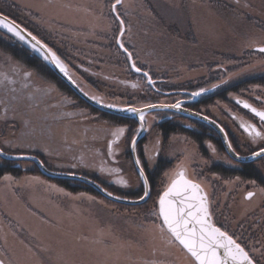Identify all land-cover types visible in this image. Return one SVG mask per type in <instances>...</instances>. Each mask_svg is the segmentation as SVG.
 <instances>
[{"label":"rangeland","instance_id":"rangeland-1","mask_svg":"<svg viewBox=\"0 0 264 264\" xmlns=\"http://www.w3.org/2000/svg\"><path fill=\"white\" fill-rule=\"evenodd\" d=\"M15 1L34 14L33 21L22 23L69 54L71 61L43 42L60 57L77 84L102 103L138 108L177 103V99L157 95L142 83L123 80L119 70L109 72L107 67L99 71L100 67L89 65L94 56L86 48L99 57L106 56L101 35L117 31L114 46L120 43L124 29L119 14L124 10L128 31L123 42H132L135 57L147 67L168 70L176 80L172 82L170 77L163 82V90L174 95L171 89L175 83L197 92L221 84L214 88L226 90V94L220 95L210 114L220 117L224 110L230 118L237 116L238 123L250 124L235 113L230 101L246 99L264 107V53L255 50L264 45V0H120L119 4L116 0ZM0 12L12 16L4 5ZM76 42L84 49H77ZM257 76L262 78L243 86L234 83L235 79ZM209 78L213 82L208 83ZM180 84L175 88L179 95L185 94L187 89ZM163 116L157 112L145 119V141L139 147L143 158L137 146L146 176L157 166L158 156L168 166L160 170L163 175L155 203L175 174L183 171L205 189L214 224L229 232L255 264H264V188L257 180L210 172L213 164L233 165L213 141L200 147L181 129L164 140L156 127ZM236 127L240 156H251L264 148L263 128L259 127L261 137L250 139ZM138 130L131 132L127 126L111 124L84 106L79 96L67 94L55 81L45 79L0 48V149L5 154L35 156L52 172L85 176L106 190L104 184L130 193L143 186L131 153ZM14 167H20L24 174L0 178V259L6 264H196L170 234L151 222L157 218L158 203L148 209L129 210L86 184L49 178L32 162L18 161ZM254 167L264 181V159ZM59 180L90 187L98 195L71 192ZM222 187L227 193L221 195V201L227 200L229 193L231 209L214 210L213 189L218 193ZM144 191L143 186L141 196ZM149 210L153 213L146 216Z\"/></svg>","mask_w":264,"mask_h":264},{"label":"flooded vegetation","instance_id":"flooded-vegetation-1","mask_svg":"<svg viewBox=\"0 0 264 264\" xmlns=\"http://www.w3.org/2000/svg\"><path fill=\"white\" fill-rule=\"evenodd\" d=\"M127 14L128 13L124 10L120 11V14H119V16H120L119 18L121 19V20L119 19V24H121V21H123V25H122V27L124 29L123 36H126V33L128 31L126 28L127 24L125 21V18L127 19V17H126ZM25 15L27 18V22H25V20L21 18ZM15 16L19 20V21H15V19H14V21L16 23H18L19 25H21L25 29H28L31 31V29L24 23H29V22L33 21V19H35L33 13H29V14L22 13V14H20L21 17L15 13ZM11 19L13 20V18H11ZM22 22H24V23H22ZM119 30H120V27H119ZM31 33L33 35H35L36 37L43 39L44 42H46L49 46H51L47 42V40H45L38 33L33 32V31H31ZM117 33H118L117 31H113V32H110L108 34L101 35V37H104L103 55H106L105 57H103V56L99 57V55L97 53L91 52L85 47L86 52H89V53H91V56L92 55L94 56V59L90 62L89 65H91V64L94 65L95 69L97 68V66L100 67L99 71L102 70V68H107V67H109V68H107V70H109V72H110V70H114V69L119 70L122 72L123 80H126L128 82L142 83V85L144 87H149L157 95H165V97H170L171 99H177L176 102H180L182 110L177 109L175 107H172V105L165 103V104H161V105H164L169 109L153 112V113H157V112L163 113L165 115V116H163L162 119L160 118V121H158V122H163L162 126H161V124L156 126L157 129H159L160 131L163 127L165 128L169 124H179V125L184 126L185 130H187L189 132L203 133V134H205V136L212 137V139L214 141L218 140L223 145V142L220 139L219 134L212 127H210L209 125H207L205 123H200L199 121L192 119L190 117L186 118L185 115H183V113H180V111H190V112L198 114V115L201 114L205 117L212 119L220 127H222L224 129V131L226 132L234 151H236V153H238L239 155H242L240 153V149L242 147L239 144V140L235 136V133L237 132V131H235V129L237 128L236 126H240L241 130H244V128L241 127L242 124L245 126H248V125L255 126L258 131L260 129L259 127L264 129V123H262L260 118L258 116H256L255 113H253L250 110V108H255L258 112H264V107L258 108L255 104L248 102L246 99L245 100H237L235 102L230 101V103H231V105H233L235 113H237V115L243 116L250 124H245V122L243 120H240L238 123L236 121L237 116L236 117L233 116L230 118L226 115L224 110H222L223 112L220 113V115H219L220 117L216 116L215 114L211 115L212 113L210 114V109L212 107H215V105H214L215 102L218 99H221L220 95L224 94V93L226 94V90L218 91L217 88H214V87L221 86V84H218L214 87L210 86L209 90L205 89L206 90V92L204 91L205 94H201V95L195 96V97L192 95V93L197 92L198 90H195L193 88H188V87H186L185 84L184 85H182L180 83L173 84L174 88L171 90L174 92V95L169 92L170 90L169 91L163 90L162 89L163 82L168 81L170 77H171L172 82L176 81V80H174L173 76L168 72V70L155 69L152 67H147L148 64H146V63L143 64L141 59H137V57H135L136 52L134 50H136V49H135L134 45L132 44V42L130 40H128L127 43L123 42V40H122L123 36L121 38L120 43L118 42V44H116L114 46L113 39L116 38ZM66 37H68V36H66ZM121 44H123V47L120 46ZM51 47H52V49H55L60 54V56H62L65 60H67V58H68L69 61H71V58H69L70 55L67 54L64 50L56 49L54 44H52ZM75 47L77 49L83 48V44L76 42ZM260 48H264V45L256 47L255 50L257 52H260L258 50ZM125 49L127 51H125ZM260 53H264V52H260ZM133 64L135 65L136 68H139L141 71L140 72L135 71V68H133ZM144 73H147L148 75L151 76V78H150L151 82H149L148 76L147 77L144 76ZM151 74H154V75H151ZM210 75H209V77H210ZM146 78H148V79H146ZM261 78H262V76H257V78L251 77V78H246V79L242 78L239 80L235 79L234 83L236 84V86H243V84H245L247 82H252L255 79H261ZM211 82H213V81H210V78H209L208 83H211ZM170 84H172V83H170ZM178 84H180L181 87H184V89H187L184 92L185 94H181V95L178 94L177 88H175L176 86L178 87ZM142 85H141V87H143ZM190 86H193V85H190ZM236 86H235V88H236ZM236 91H239V90L237 89ZM178 96H183V97H178ZM138 102H142V100L138 101ZM148 102H152V101H148ZM245 104L249 105L250 108H245L244 107ZM203 108H205V110H203ZM225 117L228 118V120H226V121L222 120V118H225ZM229 120L232 122V124H233L232 126H231ZM184 122H189V124H185ZM238 133H241V131H238ZM245 135H247L250 139L256 138L254 133L252 135H249V133L245 131ZM261 136H262V134L260 135V137ZM212 144H215V143L212 142ZM215 146L217 147L218 145L215 144ZM224 152H225V149H224ZM224 154H227V153L225 152ZM158 155H159V153H157V156ZM227 156H228V154H227ZM158 158H159L158 161L164 160L162 156H158ZM262 159H264V158H262ZM229 160L233 163V165L230 166V165H227V164L225 165V164H221V163H217V164H221V165H223L225 167H229V168L232 167V168H235L237 170H243V169L247 168V166L254 167L257 162H260L261 159L256 160V161L251 162V163H239V162L234 161L231 158ZM257 183L264 188L263 184H260L258 181H257ZM214 186L217 187L218 184L215 183ZM226 187H228V186H226ZM226 187H222L221 189H219L218 193L216 191H214L215 188L213 189V193L211 196V203H212V208L214 210H217V208H221L223 211H226L225 209H231L230 204L232 203V200L230 199L229 193L227 196V200L221 201L222 200L221 195L227 193V192H225ZM215 214H216V212H215ZM219 227L223 228L221 226H219ZM225 232H227V231L225 230ZM227 233H229V232H227Z\"/></svg>","mask_w":264,"mask_h":264},{"label":"snow or ice","instance_id":"snow-or-ice-1","mask_svg":"<svg viewBox=\"0 0 264 264\" xmlns=\"http://www.w3.org/2000/svg\"><path fill=\"white\" fill-rule=\"evenodd\" d=\"M119 4L120 0H116ZM115 8V5H113ZM123 21H121V25ZM0 27L7 30L13 36L17 37L21 41H25V35L22 34L25 30L17 24L15 21L10 20L7 16L0 14ZM27 36L31 37L30 43L32 50L38 53L43 60L50 62L65 76H68L67 66L63 63L60 57L46 44L42 43L31 32L27 33ZM123 47V44L120 45ZM260 52H264V48L258 49ZM125 51H127L125 49ZM135 71L140 72L139 68H136L133 64ZM28 75V74H26ZM144 76H148L144 73ZM71 79V77H69ZM149 82L151 79L149 77ZM73 83H75L73 81ZM135 87V85H133ZM206 91L201 89L200 92H194L192 95L199 96L202 92ZM109 107H113L109 105ZM155 107V106H149ZM166 107V106H165ZM179 109L181 107L180 102L172 105ZM245 108H250L245 104ZM250 110L258 116L262 123H264V112H258L255 108ZM126 111L136 113V108H127ZM140 119L143 120L141 114ZM249 135L255 134V137H259L261 134L252 125H241ZM111 148V145H109ZM134 147V142H133ZM231 147V145H229ZM254 156H260L264 158V149L260 152L254 153ZM136 164L139 165V159L136 160ZM139 175L144 177V169H139ZM121 183H124L121 181ZM147 186V180L144 181ZM108 195H112L108 193ZM148 196L146 191L144 196L140 199L144 200ZM251 196V193H249ZM158 218L162 219L161 230H166L171 237H173L179 244L185 249L191 257L194 258L196 264H253L252 259L249 257L248 252L245 251L239 243L233 239L227 232L222 231L221 228L216 227L211 222V214L207 202V197L203 195V190L200 184L187 179L183 171L175 174L171 179L170 184L164 191L163 195L159 198V210L154 213ZM3 264V261H0Z\"/></svg>","mask_w":264,"mask_h":264},{"label":"trees","instance_id":"trees-1","mask_svg":"<svg viewBox=\"0 0 264 264\" xmlns=\"http://www.w3.org/2000/svg\"><path fill=\"white\" fill-rule=\"evenodd\" d=\"M13 1L14 2L9 3L5 0H2L0 2V6H2V7H3V5L6 6L7 9L12 12L11 18H13V20L15 19V21H19L16 18L15 13L18 16H20V14H22V13L27 14L29 12L27 10H25L24 8H22V6L18 2H16L15 0H13ZM21 18L26 20V16L21 17ZM26 30H28V29H26ZM28 31H30V30H28ZM37 38L40 39L39 37H37ZM40 40L43 41V39H40ZM0 48H2L5 53H8L11 56H13L14 59L21 61L26 66H28L30 69L37 72L40 76L44 77L45 79H47L49 81H52V82L55 81L61 89L66 91L67 94L68 93L73 94L78 98V96L75 93H73V91L59 77H57V75L49 67L46 66V64L42 58H40L33 51L29 50L22 42H20L19 40L15 39L14 37H12L10 35L8 36L6 33H4L1 30H0ZM55 52L58 55H60L56 50H55ZM81 102L83 103L84 106L90 108L95 113H98L102 118L106 119L111 124L118 125V126H127L131 130V132H134L135 128L138 127L137 122L134 120L126 119V118H122V117H118V116H114V115H110L107 113L100 112L99 110H97V109L93 108L92 106H90L89 104H87L82 99H81ZM162 123L163 122H159V123L157 122V126L160 124L162 126ZM181 127L182 126H180V125L169 124L165 128H162L161 131L163 132V135H162L163 139L168 140L171 134H178L181 132V130H183L182 133H185V134L188 133L200 147H202L204 145L205 141H213L215 144H217L219 146V148L224 150L223 145L218 140L214 141L212 139V137L205 136V134H203V133L189 132V131H186L185 129H182ZM144 141H145V138H143L138 145V150H139L138 154L142 158H143V154L140 153L141 151H140L139 147L141 146V144ZM15 163H17V162H12V161L2 159V161L0 163V178L7 175V174H11L13 176H19V175L24 174L23 170L20 169V167H18V168L14 167ZM164 165L166 168L168 167V166H166V160L165 159L158 161V164L154 168V170L152 172L149 171V173L147 174L151 194H150L149 200L145 204L140 205V206H126V205H121V204H119V205L122 207H128L129 210H132V209H137V208L148 209V207H150L152 204H157V203H155L154 200L157 196L156 195V189L158 188L160 178L163 175V174H161V172H163V170H161V169L165 168ZM160 170H161V172H160ZM210 172L216 173V174H219L222 176H239L241 178H245L246 180H257L261 184L264 183V181L262 180V176L258 172L257 168L251 167V166H247V168H245L243 170H237L235 168L225 167L221 164H213L211 166ZM94 180L99 181L96 178H94ZM57 182L61 186L65 187L67 190L74 192V193L89 192V193H92L93 195H98L92 188L81 187V185H74V184L70 185L69 184L70 181H68V180H61V181L59 180ZM104 186H106V188H108V190H110L114 194H118L120 196L130 198V199H138L141 197V194L143 193V186H141L139 190H137L135 192H130V193H123V192L117 191L112 186H108L107 184H104ZM153 210H155V208ZM153 210H149V212H146V216L152 214ZM131 220L132 219H130L129 221H131ZM157 221H158L157 218L156 219L154 218L151 222L156 223ZM131 223H132V221H131Z\"/></svg>","mask_w":264,"mask_h":264},{"label":"water","instance_id":"water-1","mask_svg":"<svg viewBox=\"0 0 264 264\" xmlns=\"http://www.w3.org/2000/svg\"><path fill=\"white\" fill-rule=\"evenodd\" d=\"M1 14V13H0ZM3 15V14H2ZM5 16V15H4ZM9 18V17H8ZM10 19V18H9ZM12 20V19H10ZM14 21V20H12ZM18 24V23H17ZM21 26V25H20ZM22 27V26H21ZM23 28V27H22ZM25 30L24 34L25 35V41H21L19 40L17 37L13 36L11 33H8L6 29L0 27V30L3 31L4 33L14 37L15 39L19 40L20 42H22L26 47L31 48L30 43L26 42V41H31V37L27 36V33L29 31H27L25 28H23ZM33 35V34H32ZM38 39V38H37ZM41 41V40H40ZM42 42V41H41ZM31 43H34V41H31ZM43 43V42H42ZM33 51V50H32ZM34 52V51H33ZM36 53V52H34ZM40 58H42L38 53H36ZM43 59V58H42ZM49 67L50 69L65 83L67 84L83 101H85L87 104H89L90 106H92L93 108L99 110L100 112L103 113H107L110 115H114V116H118V117H122V118H126V119H132L135 120L138 123V134L137 136L134 138L133 142H134V147H133V142L131 144V153L132 156L134 158L135 161V165H136V170L139 174V169L142 168L141 164L137 165L136 164V160L138 159V154H137V146L139 144V142L145 138L146 135V127H145V119L147 117V115L156 112V111H162V110H167L169 108L165 107L164 105L161 104H154V105H148V106H144L141 108L135 107V106H113V107H109V105L102 103L94 98H92L89 94H87L78 84L77 82L69 75L65 76L63 73H61L58 69L55 68V66L53 64H51L48 61L43 60ZM69 77H71V79H69ZM73 81L75 83H73ZM149 106H155V107H149ZM136 108L138 110V112L133 113V112H128L126 111L127 108ZM186 117H190L192 119H195L197 121H199L200 123H205L207 125H209L210 127H212L218 134L220 139L223 142V147L225 149V152L228 154V156L233 159L236 162L239 163H251L254 162L256 160L261 159L262 157L260 156H247V157H242L240 155H238L230 141L229 138L226 134V132L224 131V129L222 127H220L215 121H213L212 119L205 117L201 114H195L192 113L190 111H181ZM141 114L143 115V120L140 119ZM229 145H231V147H229ZM258 153V152H257ZM0 157L4 160H8V161H26V162H32L34 163L39 170L42 172L43 175L52 178V179H69V180H74V181H78L80 183L86 184L90 187H92L96 192H98L99 194H101L104 198L115 202L117 204H121V205H126V206H140L145 204L149 198H150V194H151V190H150V185H149V181L147 179L146 173L144 171V177L140 178L142 180L143 186H144V194L147 191L148 192V196L145 197L144 200H141L140 198L138 199H130V198H126L123 196H118L116 194L111 193L112 195H108V193H110L108 190H106L104 187H102L100 184H98L97 182L93 181L92 179L85 177V176H79V175H71V174H64V173H57V172H52L49 169H47L44 164L42 163V161L35 157V156H21V155H17V156H13V155H8L5 154L1 149H0ZM187 179H190L189 177H186ZM147 180V186H145L144 181ZM192 181H194L195 183H197L195 180L190 179ZM199 184V183H198ZM201 186V185H200ZM167 189V188H166ZM165 189V190H166ZM201 189L203 190V195H205L207 197V202H208V206L209 205V200H208V196L205 192V189L201 186ZM164 190V191H165ZM163 191V193H164ZM163 193L161 195H163ZM144 196V195H143ZM158 210H159V200H158ZM210 208V207H209ZM210 211V209H209ZM158 212V211H157ZM211 214V213H210ZM157 223H154V225L159 224L162 227V219L158 218L157 216ZM211 222L214 224L213 219L211 217ZM215 225V224H214ZM216 226V225H215ZM217 227V226H216ZM166 231V230H164ZM167 232V231H166ZM168 233V232H167ZM169 234V233H168ZM174 239V238H173ZM175 240V239H174ZM176 241V240H175ZM177 244H179L178 241H176ZM105 244V243H104ZM180 245V244H179ZM181 246V245H180ZM181 248L183 249V247L181 246ZM185 252H187L185 249H183ZM188 253V252H187ZM189 254V253H188ZM190 255V254H189ZM191 256V255H190ZM250 257V256H249ZM192 259L194 260V258L192 257ZM0 261H3L2 259H0ZM195 261V260H194ZM253 261V260H252ZM196 263V261H195ZM3 264H6L3 261ZM253 264H255L253 262Z\"/></svg>","mask_w":264,"mask_h":264}]
</instances>
